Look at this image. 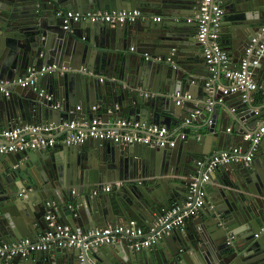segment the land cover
<instances>
[{"label": "water", "instance_id": "obj_1", "mask_svg": "<svg viewBox=\"0 0 264 264\" xmlns=\"http://www.w3.org/2000/svg\"><path fill=\"white\" fill-rule=\"evenodd\" d=\"M224 3L222 41L234 63H240L264 24V0ZM199 7L200 0H0V88L4 81L10 89L9 95L0 90V127L92 119L91 106L97 103L106 124L127 114L169 131L175 125L193 128L173 146L89 137L78 145L0 154L5 164L0 172V241L38 240L56 225L88 231L132 221L155 233L163 227L155 226L158 218L172 206L184 205L195 181L207 191L199 214L217 219L198 231L172 229L139 250L132 247L137 238L123 235L117 243L89 248L85 241L54 245L28 258L0 256V264H264V236H256L264 227V156L259 152L249 164L222 165L202 182L205 168L198 161L238 144L246 150L250 141L244 136L257 130L261 116L257 106L243 101L242 92L213 94L207 75L197 77L202 44L178 30L179 22L198 14ZM133 8L162 18L114 25L82 20L65 28L57 14L62 9ZM145 53L152 58L146 60ZM157 55L171 60L153 59ZM53 63L67 69L39 76L32 87L15 82L29 66L41 69ZM262 75L264 56L256 73ZM191 84L204 93L201 101L178 105L176 92H190ZM209 98L213 104H207ZM196 111L200 113L192 116ZM187 118L190 122L184 124ZM202 119L206 123L195 125ZM263 147L264 137L259 151ZM136 178L148 184L143 191L134 184ZM155 182L162 187L152 189L149 183ZM108 183L110 191L94 193ZM49 212L56 215L54 225Z\"/></svg>", "mask_w": 264, "mask_h": 264}, {"label": "built area", "instance_id": "obj_2", "mask_svg": "<svg viewBox=\"0 0 264 264\" xmlns=\"http://www.w3.org/2000/svg\"><path fill=\"white\" fill-rule=\"evenodd\" d=\"M57 14L63 16L65 28L70 27L73 22L82 20L114 25L116 23L133 22L146 18L142 11L137 8L111 12L106 10L81 12L62 9ZM224 14V0H200L199 13L195 16L188 17L189 22H195L197 25V38L202 44L204 59L212 74L210 79L207 80V88L210 93L215 94L220 92L222 96L240 91L243 94L244 102L251 101V93L253 91H260L264 97V84L256 80L257 68L264 56V24L258 32V37L254 38L247 48L246 56L237 66L232 67L231 56L220 42ZM161 18L162 16L153 17L155 21H159ZM144 57L146 60L152 58L149 53H145ZM153 59L163 61L171 60V57L164 58L162 55H157ZM66 69L65 66H60L56 63L43 66L41 69L30 66L15 82L23 87H32L36 85L39 76H43L47 72L56 70L64 71ZM216 77H219L217 82L214 80ZM223 77L226 81H223ZM1 82L4 85L0 90L5 92L6 95H9L10 90L4 87L9 83ZM44 92L45 89L40 90L41 94ZM174 98L178 105L194 99L193 95L186 91L176 92ZM218 101L223 102V98H218ZM207 104H213L212 98L207 100ZM99 107L98 104H94L91 106V109L97 111ZM77 109H81V105H78ZM262 110L264 112V107ZM232 111H236V107H232ZM199 113L200 111H196L192 116ZM257 113L261 115L259 127L256 131L244 136L245 140L250 141L246 150L241 144H238L213 154H205L198 161V164L205 168L202 182L208 180L209 174L213 173L222 165L233 162H245L249 164L254 160L264 137V115L262 116L260 109L257 110ZM79 118L76 117L71 121H64L60 124L25 123L18 124L14 127H0V154L17 152L27 148L54 147L58 142L56 132L60 131L64 132L62 142L68 146L81 144L89 137L112 140L118 143H144L161 147L166 145L173 146L177 139L165 125H147L146 123L133 121L128 118L113 120L114 122L112 124H110L111 122L106 124L102 116L98 114L92 119ZM189 122L190 119L187 118L184 124H188ZM120 129H124L125 131H121ZM183 130L177 134L178 137H185V128ZM197 185V181L190 185L189 195L184 205L176 204L158 218L155 226L163 225V227L155 233H147L142 227L136 226L134 221L131 222V225H108L106 227L92 228L88 231H76L69 226L56 225L54 231L50 230L45 232L40 235L38 240L24 237L12 242L0 241V256L6 260H10L15 256L28 258L35 252L48 250L54 245L80 246L85 241L83 243L84 247L89 248L117 243L123 235L137 238L132 244L134 249L139 250L150 247L172 229H183L186 220L189 217L195 216L199 212V209L204 206L207 191L198 188ZM99 189L95 190L94 193H97ZM103 189L110 191L111 186H106ZM49 205L54 206L56 203L52 202ZM47 219L50 221V225H54L56 215L49 212ZM263 234L264 227L256 233V236Z\"/></svg>", "mask_w": 264, "mask_h": 264}, {"label": "crops", "instance_id": "obj_3", "mask_svg": "<svg viewBox=\"0 0 264 264\" xmlns=\"http://www.w3.org/2000/svg\"><path fill=\"white\" fill-rule=\"evenodd\" d=\"M224 6H225V3H224ZM96 10H102V9H94L93 11H96ZM143 14H145L144 16H146V18H148V20H154L153 19V17L154 16H162V14L161 13H153V14H149V13H143ZM192 16V15H191ZM179 25L181 26V28H179V30H178V32L180 33V34H182V35H187V34H191V35H193L196 39H198L197 38V25H196V23L195 22H189L188 21V18L186 17V18H183L180 22H179ZM222 25H223V20H222ZM222 27V26H221ZM178 32H176L177 34H178ZM220 42H221V44H222V46L224 47V49H225V44L223 43V41H222V37H220ZM226 50V49H225ZM202 58H203V66L202 67H200V68H197V77H204V74L205 75H207V77H208V80L210 79V77H211V72H210V70H209V66L207 65V63H206V61H205V59H204V55H203V51H202ZM239 64V62H237V63H234V57H231V65H232V67H234V66H237ZM30 67V66H29ZM28 69V68H27ZM26 69V70H27ZM25 73V72H24ZM260 78V79H259ZM219 79V77H216L214 80H216V82H217V80ZM258 82H260V83H263L264 84V76L262 75V76H258L257 77V79H256ZM223 81H226V79L223 77ZM183 82H185V81H183ZM44 87H45V85H44ZM47 90H48V87H47V85H46V87H45ZM8 90H10V89H8ZM190 92H188V93H191L192 95H193V98H194V100H196V101H201V95L202 94H204L203 92H202V90L200 89V87H199V85H196V84H191L190 85V87H189V89H188ZM260 95V96H259ZM236 100V99H235ZM250 103H252L254 106H257V108H259L260 109V113L262 114V116L264 115V112H263V110H262V108L264 107V97H263V95L261 94V92L260 91H253L252 93H251V101H250ZM96 105H97V103H95ZM235 106H237L238 107V105H235ZM242 109V108H241ZM92 110V109H91ZM93 111V110H92ZM94 113H95V115H101V112L100 111H93ZM206 114L209 116L210 115V112L208 111V110H206ZM102 116V115H101ZM129 115H127V114H125L124 115V119H129V117H128ZM261 116V115H260ZM80 119V118H79ZM102 119H103V117H102ZM104 120V119H103ZM130 120H132V119H130ZM134 121V120H133ZM112 122H114L113 120H111V123L110 124H112ZM204 123H206V119H202V121H201V123H198V122H195V125H200V124H204ZM33 124V123H32ZM121 131H125L124 129H120ZM183 130V128L181 127V126H178V125H175L174 126V129L170 132L171 134H173L174 136H176V138H178V133L180 132V131H182ZM193 130V128H191V127H186L185 128V132H188V131H192ZM141 131H142V129H141ZM184 131V130H183ZM170 134V135H171ZM63 135H64V132L63 131H60V132H56V136H57V139H58V142H57V144L55 145L56 147H58V146H61V145H63L64 147H66V146H68V145H66L64 142H62V137H63ZM260 152V154H261V156H264V147H263V149H261L260 151L258 150V152H257V155H256V157L258 156V153ZM260 156V157H261ZM259 157V156H258ZM261 159V158H260ZM4 168H5V164L4 163H2V162H0V172H2L3 170H4ZM115 182H117V181H115ZM118 186H121V185H124V184H126V182L124 181H118L117 183H116ZM134 184H136V186L139 188V189H144L145 188V186L146 185H148V184H144L143 182H141L140 180L138 181V179L136 178L135 180H134ZM149 185H150V187L153 189V188H155V189H159V188H161L162 187V185H161V182H155V183H152V185L149 183ZM106 186H111V183L109 184H105L103 187H99L100 189V191H103V192H107L106 190H104L103 188L104 187H106ZM132 186V185H131ZM143 191V190H142ZM78 194H79V192H78ZM200 218L203 220L202 222H200ZM211 220H213V221H211ZM216 221H217V219H211V215L210 216H205L204 214H199V212L195 215V216H193V217H189L187 220H186V224H185V226H184V228L183 229H181L182 231H184V232H186V231H198L199 229H203V227H205V228H208L210 225V223L212 224L213 222H215L216 223ZM263 236H264V234H263ZM120 240H121V238H120Z\"/></svg>", "mask_w": 264, "mask_h": 264}, {"label": "clouds", "instance_id": "obj_4", "mask_svg": "<svg viewBox=\"0 0 264 264\" xmlns=\"http://www.w3.org/2000/svg\"><path fill=\"white\" fill-rule=\"evenodd\" d=\"M67 10V9H66Z\"/></svg>", "mask_w": 264, "mask_h": 264}, {"label": "trees", "instance_id": "obj_5", "mask_svg": "<svg viewBox=\"0 0 264 264\" xmlns=\"http://www.w3.org/2000/svg\"><path fill=\"white\" fill-rule=\"evenodd\" d=\"M260 96V95H259Z\"/></svg>", "mask_w": 264, "mask_h": 264}]
</instances>
